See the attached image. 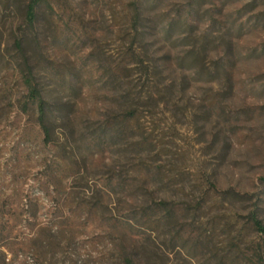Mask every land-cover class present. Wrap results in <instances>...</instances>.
Wrapping results in <instances>:
<instances>
[{"label":"rangeland","instance_id":"rangeland-1","mask_svg":"<svg viewBox=\"0 0 264 264\" xmlns=\"http://www.w3.org/2000/svg\"><path fill=\"white\" fill-rule=\"evenodd\" d=\"M48 2L22 59L0 0V264H123L127 246L137 264H218L264 247L246 221L257 206L264 225V0ZM25 69L55 110L48 142ZM160 203L183 211L172 229L128 222Z\"/></svg>","mask_w":264,"mask_h":264},{"label":"trees","instance_id":"trees-1","mask_svg":"<svg viewBox=\"0 0 264 264\" xmlns=\"http://www.w3.org/2000/svg\"><path fill=\"white\" fill-rule=\"evenodd\" d=\"M5 7L11 9L14 15H18L21 20L20 26L15 29L12 37V45L15 48L16 54L22 59H25L27 54L28 56L36 55L37 49L39 50L36 44L39 41L35 31L36 27L41 22L44 9H51L48 0H13V2L12 0H7ZM21 76L26 89L25 103L23 105L24 112H28L29 108L32 110L44 136V140L48 142L52 139L55 131V110L49 102V99L44 96L31 69L23 70ZM221 196L224 202L230 199L243 201L247 197L231 193L230 191L223 192ZM156 214H160V218L157 222L152 221V217ZM182 214L183 211L179 213L169 205L160 203L159 205L149 207V209L145 210L143 213L136 214V216L131 217L128 222H135L137 226L146 228L150 231L156 229L157 223H162L164 226H167L168 229H172L173 223L177 221ZM259 215V210L257 206H255L253 209L248 210L246 221L250 228L256 233L264 236V225ZM205 232L206 247L210 248V238L214 234V228H207ZM183 237L184 234L179 231L172 232V240L178 239L184 244L193 243L194 249H198L200 242L197 238H190V235ZM235 240L236 239H234V242ZM230 246L225 250L224 256L217 260L218 264H240L243 261L248 264H264V247L254 253V255H249L248 253H239L240 250H238L237 246L234 247L233 244ZM129 251L127 246L126 252H124L122 257L123 264H137L138 257L136 252Z\"/></svg>","mask_w":264,"mask_h":264}]
</instances>
